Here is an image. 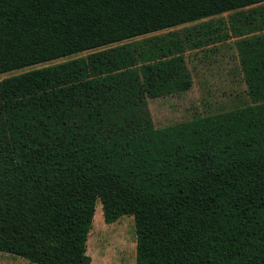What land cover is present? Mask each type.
<instances>
[{
	"label": "trees",
	"instance_id": "trees-1",
	"mask_svg": "<svg viewBox=\"0 0 264 264\" xmlns=\"http://www.w3.org/2000/svg\"><path fill=\"white\" fill-rule=\"evenodd\" d=\"M230 38L248 99L156 127ZM29 67L0 81V251L91 264L100 199L136 264H264V0H0V74Z\"/></svg>",
	"mask_w": 264,
	"mask_h": 264
},
{
	"label": "rangeland",
	"instance_id": "rangeland-1",
	"mask_svg": "<svg viewBox=\"0 0 264 264\" xmlns=\"http://www.w3.org/2000/svg\"><path fill=\"white\" fill-rule=\"evenodd\" d=\"M222 17L227 19L228 13L218 15L216 19ZM186 58L193 75L192 88L182 93L148 99L156 127L229 110L243 104L249 97L234 39L189 50ZM30 68L33 67L0 74V81ZM136 243L134 216L124 215L115 222L107 223L99 199L88 238L87 252L92 257L91 264H136ZM0 264L37 263L17 254L0 251Z\"/></svg>",
	"mask_w": 264,
	"mask_h": 264
}]
</instances>
